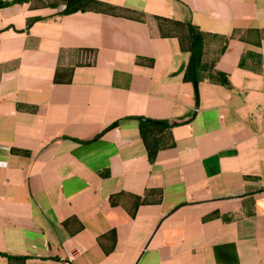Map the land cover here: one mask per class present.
I'll list each match as a JSON object with an SVG mask.
<instances>
[{"label": "crops", "instance_id": "obj_1", "mask_svg": "<svg viewBox=\"0 0 264 264\" xmlns=\"http://www.w3.org/2000/svg\"><path fill=\"white\" fill-rule=\"evenodd\" d=\"M97 1L0 3V264H264V0Z\"/></svg>", "mask_w": 264, "mask_h": 264}, {"label": "trees", "instance_id": "obj_2", "mask_svg": "<svg viewBox=\"0 0 264 264\" xmlns=\"http://www.w3.org/2000/svg\"><path fill=\"white\" fill-rule=\"evenodd\" d=\"M87 11V10H95L102 11L107 13H114L116 8L115 6L97 1V0H67L66 8L64 12H73V11ZM156 20L165 22L166 20L163 18H156ZM175 26L185 27L189 39V51L190 58L189 62L185 68L184 78L186 80L197 81L201 71V59H202V34L196 29L194 26L189 23H180L176 21H168ZM56 82H59V78L56 74L55 76ZM218 82L226 84V79L218 75L216 77ZM139 122V130L141 137L145 143L147 149V155L150 161H152L155 157V154L159 147V134L164 127H169L170 124L167 122H159L155 124L153 121H148L142 118H138Z\"/></svg>", "mask_w": 264, "mask_h": 264}, {"label": "built area", "instance_id": "obj_3", "mask_svg": "<svg viewBox=\"0 0 264 264\" xmlns=\"http://www.w3.org/2000/svg\"><path fill=\"white\" fill-rule=\"evenodd\" d=\"M10 1H13V0H0V3H6V2H10Z\"/></svg>", "mask_w": 264, "mask_h": 264}]
</instances>
